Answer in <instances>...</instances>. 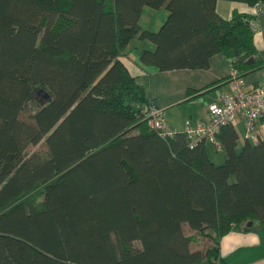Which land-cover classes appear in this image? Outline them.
<instances>
[{"label":"trees","instance_id":"obj_1","mask_svg":"<svg viewBox=\"0 0 264 264\" xmlns=\"http://www.w3.org/2000/svg\"><path fill=\"white\" fill-rule=\"evenodd\" d=\"M238 1L257 15L225 18L218 0H0V264H226L223 235L264 222V137L238 150L224 124L216 163L206 141L160 136L121 55L137 36L159 70L233 50L245 77L264 67L251 24L264 0ZM163 5L159 29L143 28V8ZM186 225L213 244L192 249Z\"/></svg>","mask_w":264,"mask_h":264},{"label":"crops","instance_id":"obj_2","mask_svg":"<svg viewBox=\"0 0 264 264\" xmlns=\"http://www.w3.org/2000/svg\"><path fill=\"white\" fill-rule=\"evenodd\" d=\"M217 9L225 18H231L236 12L257 15L255 6L238 0H218ZM168 13L165 5L159 8L145 6L140 24L145 21L146 14H149L150 17L147 19L159 26L167 18ZM257 20L258 27L254 39L261 56L264 57V15H260ZM141 26L152 29L148 25L141 24ZM145 47L153 49L155 44L150 40L134 37L126 46L121 59L130 72L138 76L137 81L145 86L147 95L154 99L157 105L165 107L166 119L170 125L182 130L188 118L193 121L207 119L209 103L219 101L223 92L230 91L228 80L223 79L214 87L210 85L231 75L233 50L214 53L206 68L183 67L159 70L154 65L141 61V52ZM244 79L247 86H255L264 80V67L249 73ZM234 124L239 137L240 131L245 135L244 119L238 117ZM258 129L264 137L263 119L259 121ZM262 224L263 222L258 221L254 224L235 226L223 235L221 254L226 264H264V226H260ZM246 226L250 229H246Z\"/></svg>","mask_w":264,"mask_h":264},{"label":"built area","instance_id":"obj_3","mask_svg":"<svg viewBox=\"0 0 264 264\" xmlns=\"http://www.w3.org/2000/svg\"><path fill=\"white\" fill-rule=\"evenodd\" d=\"M251 24L255 28L258 26L254 20ZM237 74V69L232 67L230 91L223 92L219 101L209 103L207 119L193 121L188 118L184 128L180 130L168 123L165 107L157 105L148 95L147 102L139 105L143 118L151 129L166 139L175 137L178 132H184L191 146L206 141L219 150L222 148V142L218 133L222 126L242 117L245 122V138L258 141L263 136L258 129V123L264 118V80L248 87L244 77Z\"/></svg>","mask_w":264,"mask_h":264},{"label":"rangeland","instance_id":"obj_4","mask_svg":"<svg viewBox=\"0 0 264 264\" xmlns=\"http://www.w3.org/2000/svg\"><path fill=\"white\" fill-rule=\"evenodd\" d=\"M150 15L146 14L145 16V21H143V23H141L142 25H148L150 26L152 29L151 30H157L159 29L160 25H154V23L152 21H149L147 18H149ZM144 28V27H143ZM156 28V29H154ZM244 140H245V135H243V131H240V137H239V143H238V150H240L244 144ZM42 146H44V143L40 142L38 145L35 146H30V150H36L39 148H42ZM207 147L209 150V154L211 156V158L216 162V163H223L225 161L226 158V153L223 149H219L217 150L211 143H207ZM258 223V221H249V222H244L242 223V225H249V224H254V223ZM261 227L264 226V222L262 225H260ZM185 230L189 235H193L196 237V240L192 242V249H202L203 251H206V249L213 244V240L209 237V236H205L201 233H197L194 229H191L188 225L185 226ZM136 245H140L139 241H135Z\"/></svg>","mask_w":264,"mask_h":264}]
</instances>
